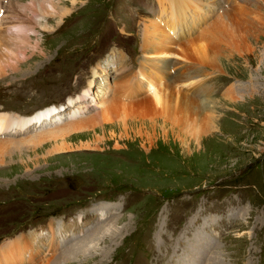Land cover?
I'll list each match as a JSON object with an SVG mask.
<instances>
[{
  "label": "rangeland",
  "instance_id": "rangeland-1",
  "mask_svg": "<svg viewBox=\"0 0 264 264\" xmlns=\"http://www.w3.org/2000/svg\"><path fill=\"white\" fill-rule=\"evenodd\" d=\"M1 1L18 24L21 0ZM226 1L43 0L48 17L19 15L37 31L20 71L0 60V116L25 122L0 136V264H264V0ZM230 11L257 53L141 65L143 35L181 20L172 48L200 53L203 30L234 32ZM189 67L202 73L177 81ZM169 82L214 102L170 125L144 100Z\"/></svg>",
  "mask_w": 264,
  "mask_h": 264
},
{
  "label": "bare ground",
  "instance_id": "bare-ground-1",
  "mask_svg": "<svg viewBox=\"0 0 264 264\" xmlns=\"http://www.w3.org/2000/svg\"><path fill=\"white\" fill-rule=\"evenodd\" d=\"M232 2H233V0L228 2L227 5L231 4ZM10 3L12 5V8H11L13 11L12 14L16 18H18L17 20L19 23L14 24L13 21H11L9 19H5V16L1 12L2 1L0 0V60L2 58V55L5 53L4 55H7L8 59L11 61V64H8V65H10L12 70L13 71H20L22 68L19 67L20 66L19 63L21 61H24V59H23V57L20 59L17 56V53H20L22 50L24 51V49L26 47H29V44L31 42V35L32 34L34 35L37 30L35 28L32 29L30 27V24L28 21L30 19L26 15H24L23 18H28V19H21L22 17L19 15L24 14V13L29 14V15H34L35 11H40L41 15H44V17H48L50 7L48 4H46V2H43V0H40V1L39 0H28L26 2H24V0H21L20 2L19 1H13ZM160 6L164 9H166L167 7H169L171 9V15L169 17L170 19H178L180 17H184L181 13V7L180 6H176V5H172V6L160 5ZM234 7L240 8L241 5L237 4ZM234 7H232V8H234ZM172 9H174L175 14H173ZM231 13H232V11H230L229 14L226 15L225 19H227V23H223V25L229 24V22H230L234 32L233 33L226 32V30L219 24L213 25L210 29L203 30L202 34H200L199 37L201 39H206L209 43V45H208L209 47L207 50H203V48H202L203 51H201L200 53L196 50V48L194 49L195 52L193 50H190V49H186L185 51H182V52L175 51V49H173L172 47L176 43H174V41L169 36V34L172 37H174V40H176L175 39L176 29L181 30L180 33H183L182 32L183 21L179 20V21L171 22L169 24V26H168V24H166V21H165V24H166L165 25L166 27H164L166 30L165 32L157 27V32H159L158 33L159 35L157 34L155 37H151L148 34L143 35V39L141 42L142 50L149 53L150 55L144 56V61L141 63V65L147 66V68H146L147 70L149 67L151 69V71H154V69H155L154 67L156 65H150L149 66V64L152 60H159L161 58H166L165 56L167 54H181L182 56L183 55L185 56L184 59L189 58L190 60L194 61L193 64H195L196 59H198L199 63L202 64V66H199V68H202L204 71V67H203L204 65H208V66L210 65V67L217 65L220 68L219 62L217 60L218 52L220 51L219 50L220 47H223V46L226 47L227 46L229 48V50H234L237 53L236 58L244 57V55H246L247 53L250 52V49L252 52H254L256 50L257 46H255L254 42L246 39V36H245L246 29H239L236 26V23H234L231 20ZM175 15H176V17H175ZM184 21H186V19ZM181 22H182V24H181ZM35 24H36V22H35ZM161 31L164 32L165 35ZM255 39H257V38H255ZM187 46H188L187 44L183 45L184 48H186ZM32 48H33V50L36 49L35 46ZM4 55H3V57H4ZM26 58H28V57H26ZM28 61H29V59L27 60V63H28ZM191 68L192 67L188 68L187 75L183 76L184 74H182V75L178 76L177 81H181V79L189 78L191 76L195 77L196 75H200L202 73L198 70H195L193 68L191 69ZM147 70H146V72H147ZM1 71L3 72V68H2V65L0 64V72ZM138 72H140L139 75H133L136 79V82L139 81L138 77H146L143 69H140V71H138ZM129 74H130V69L124 70V76H123L124 81H123L122 85L118 86L117 92H116L117 95L122 96L121 93L120 94L118 93V92H121L120 88H122V86L124 88V91H126V89L131 86V85H128V82L131 80V78H129ZM167 74H168L167 72H164L162 77L163 76L166 77ZM152 76L157 77L155 72H154V75H152ZM132 79H133V77H132ZM178 85L179 84H174L173 82H169L163 89H157L156 91H154L152 98H145L144 99L146 102H151L150 104H152V106H153L152 108L150 107L151 109H149L148 108L149 106L145 105L146 109L148 108L147 110H148L149 114H152L155 117H159L162 120H165V122H168L170 125H173V126H177V124L181 123V121L185 122L188 118L193 117L194 116L193 114H196V113L199 114L202 110H209L211 105L207 106V103L208 102H212V103L214 102V101H212L213 98L211 99V97H209V98L206 97L203 100H196L193 96L190 95V93L182 92V90L180 88H178ZM136 88H137V86L135 84V86L133 88H130V89H132V91H134ZM165 90L167 91V93L164 92ZM123 94H124V92H123ZM125 96H126V94H125ZM238 97H241V96L240 95H234V96L231 95V96H227L225 98L229 99V100H231V99L237 100ZM221 98H223V97H221ZM113 105H114V109L116 110V112L118 110H121V109H123V111L127 109L125 106L126 104H124L123 102L113 101ZM212 107H213V105H212ZM214 107H213V109H215ZM144 108L145 107H143V109ZM213 111H214V113H217L216 110H213ZM211 112H212V110H211ZM67 115H68V113H67ZM3 117L4 116H0V136L7 135V132H10V133L18 132L14 128H23L25 125V122L23 120L17 121L18 119L11 118L10 119L11 121H9L8 118L2 119ZM207 120H209L208 122L211 125V129L216 128V126L213 124V122L210 121L209 118ZM66 127H68V126H64L62 128H66ZM148 138H150V137L147 136V139ZM0 261H1V257H0Z\"/></svg>",
  "mask_w": 264,
  "mask_h": 264
}]
</instances>
